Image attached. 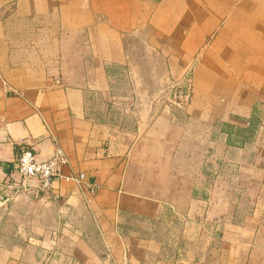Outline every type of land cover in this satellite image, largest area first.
<instances>
[{"label": "crops", "instance_id": "1", "mask_svg": "<svg viewBox=\"0 0 264 264\" xmlns=\"http://www.w3.org/2000/svg\"><path fill=\"white\" fill-rule=\"evenodd\" d=\"M190 7L186 0H0V179L20 182L23 146L37 160L49 158L53 135L68 158L62 173H84L97 186L90 193L55 178L49 194L30 182L11 200L0 195V264H177L162 261L174 250L166 226L184 247L182 264H264V148L255 137L233 139L249 125L254 99L236 103L245 119L231 116L229 133L209 144L214 153L204 151L214 185L198 172L194 191L169 197L140 187L169 164L155 139L167 137L166 123L159 118L143 131L136 122L128 133L111 122L112 72L176 71L166 59L143 62L144 51L159 46L160 14L182 33L222 20L216 11L204 17L199 3ZM206 29L177 37L184 54L212 33ZM137 134L145 138L133 142ZM189 134L172 150L189 157ZM169 156L176 181L191 184L188 162ZM148 167L147 177L132 170Z\"/></svg>", "mask_w": 264, "mask_h": 264}, {"label": "rangeland", "instance_id": "2", "mask_svg": "<svg viewBox=\"0 0 264 264\" xmlns=\"http://www.w3.org/2000/svg\"><path fill=\"white\" fill-rule=\"evenodd\" d=\"M186 2L192 7L191 10L198 3L205 6L204 17L207 14L206 17L210 18L216 11L217 15L221 14V22L189 25V31L183 33L185 35L190 33L193 37L197 36L202 27L206 26V31L213 29L199 47L191 48L189 56L188 53H183L181 44L178 45L177 37L183 36L177 27L180 25L168 21L166 14H160L154 28V36L157 39L155 42L159 46L152 47L153 55L144 51L143 62L144 65L157 64L161 59H166L176 71L129 73L119 69L112 72L113 98L108 107L111 122L114 125L125 126L124 131L128 133L133 132L136 122L142 124L143 131L159 118H161L159 122L166 123L167 137L155 139L157 142L160 141L161 145L164 143L165 147L161 146L159 150V157L165 158L164 161L168 160L169 164L164 162L162 167L156 169L157 177L152 176L153 182L149 180L151 176L147 177L151 172L150 167L142 171L136 168L132 170L140 171L147 177L148 182L140 186L144 191L150 193L157 190L160 195L167 197L188 190L194 191L196 185L194 180L198 172L211 181L214 180L216 170L212 162L207 161L208 153L204 151L210 149L209 144L216 139L220 131L229 133L231 126L227 121H230L231 116L245 119L238 116L241 110L234 107L236 103L241 107V103L244 104L247 99H254L251 112L246 117L249 125L233 134L234 141L240 142L255 137L257 147L264 148V0H186ZM238 20L244 21L238 23ZM193 37L192 41L196 42ZM163 38L164 45L161 44ZM141 96L143 101L149 98L150 102L136 105ZM183 129L185 137L188 132L190 133L189 157H186V152L172 150L173 144L182 146L183 142L187 143L186 138L183 139ZM163 130L162 126L156 129L159 134ZM144 138L145 134L130 137L131 140L134 139L133 142ZM210 152L212 155L214 150L211 148ZM169 155L176 157L179 165L183 158L188 162L191 184L176 181ZM175 166L176 164L173 167ZM8 183L10 181L5 184L0 179V195H7L11 200L23 188L15 191L7 187ZM167 227L164 231L172 241L176 236L174 227L168 228L169 233L166 232ZM181 248L184 250V247ZM184 258L185 250L182 260Z\"/></svg>", "mask_w": 264, "mask_h": 264}, {"label": "built area", "instance_id": "3", "mask_svg": "<svg viewBox=\"0 0 264 264\" xmlns=\"http://www.w3.org/2000/svg\"><path fill=\"white\" fill-rule=\"evenodd\" d=\"M49 139L53 147V153L49 158L42 161L36 159L34 150L31 147L23 146L20 148L17 157V170L20 182H10L7 187L18 191L24 187L25 183L34 182L41 194H49L52 193L53 180L58 178L77 187H86L90 193H94L97 186L86 184L84 173H71L69 175L62 173V167L68 164V158L57 139L53 135H50ZM168 244L172 245L174 250L172 254L165 255L162 261L174 260L175 263L182 264L184 251L181 248L182 246L175 240L170 241Z\"/></svg>", "mask_w": 264, "mask_h": 264}]
</instances>
